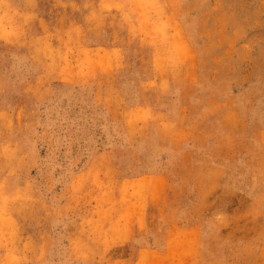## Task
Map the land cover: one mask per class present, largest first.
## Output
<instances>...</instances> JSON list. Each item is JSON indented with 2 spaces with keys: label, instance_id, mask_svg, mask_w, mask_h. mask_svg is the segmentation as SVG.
Wrapping results in <instances>:
<instances>
[{
  "label": "rangeland",
  "instance_id": "obj_1",
  "mask_svg": "<svg viewBox=\"0 0 264 264\" xmlns=\"http://www.w3.org/2000/svg\"><path fill=\"white\" fill-rule=\"evenodd\" d=\"M0 264H264V0H0Z\"/></svg>",
  "mask_w": 264,
  "mask_h": 264
}]
</instances>
